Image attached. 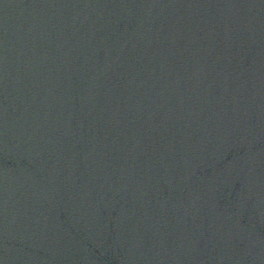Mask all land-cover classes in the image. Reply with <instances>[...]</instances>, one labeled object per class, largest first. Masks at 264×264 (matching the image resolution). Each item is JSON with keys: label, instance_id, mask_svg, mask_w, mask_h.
Here are the masks:
<instances>
[{"label": "water", "instance_id": "95a60500", "mask_svg": "<svg viewBox=\"0 0 264 264\" xmlns=\"http://www.w3.org/2000/svg\"><path fill=\"white\" fill-rule=\"evenodd\" d=\"M0 264H264V0H0Z\"/></svg>", "mask_w": 264, "mask_h": 264}]
</instances>
